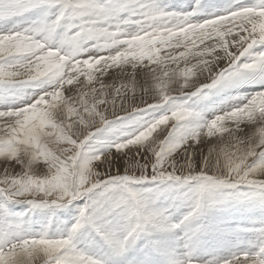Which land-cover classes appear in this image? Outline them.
I'll use <instances>...</instances> for the list:
<instances>
[{
  "label": "snow or ice",
  "instance_id": "6c2138e0",
  "mask_svg": "<svg viewBox=\"0 0 264 264\" xmlns=\"http://www.w3.org/2000/svg\"><path fill=\"white\" fill-rule=\"evenodd\" d=\"M245 189L264 205V0H0V264H124L141 240L140 264H264V220L199 255L193 225Z\"/></svg>",
  "mask_w": 264,
  "mask_h": 264
},
{
  "label": "rangeland",
  "instance_id": "374dc122",
  "mask_svg": "<svg viewBox=\"0 0 264 264\" xmlns=\"http://www.w3.org/2000/svg\"><path fill=\"white\" fill-rule=\"evenodd\" d=\"M168 2L169 0H165V3ZM231 2L232 0L227 1V3ZM212 11L215 10L213 9ZM236 92L238 91L235 89L218 90L205 100L196 101L193 99L192 102L196 103L201 109H212L214 107L221 106L224 101L229 99L231 94ZM239 94L240 92H238V95ZM211 114L212 113L209 111L208 115L211 116ZM185 191L186 189L180 190L182 193ZM155 193L158 205L168 208L174 221L182 218V216L186 214L189 201L177 199L176 190H170L166 185H160L158 189H155ZM256 201L257 200L255 199L253 200L248 198L247 189L243 190V192L240 194L225 193L223 196L218 197L217 202L209 207L206 213L198 221H196V223L193 225V229H200V234L203 237L206 235V232L208 233L205 242H209L207 247L213 246L211 254L215 250V242H218L219 245H222L219 243L220 239L224 241L220 251L217 252L222 255L220 257H228L237 251H245L248 249L246 247H249L251 242L249 244H245L246 239H249L250 241L253 240L252 230L255 227H258L259 223L264 220V205H262L259 201ZM25 208L26 206L24 205L12 206L14 213L17 215L25 211ZM77 214L78 207L74 205L69 209L57 212L56 216L59 221L67 222L72 220ZM37 215L47 217V215L50 214L37 213L32 216V219H35ZM205 222L206 224H204ZM216 227H221L222 231H224V233H221L219 239V234L216 235L217 233H213V228ZM177 235L182 236L183 233H177ZM242 238L245 240L239 244V241L242 240ZM234 239L238 240L237 243L236 241L232 243ZM199 242V245H201L202 240H199ZM146 243L147 242L144 240L139 241L137 245L127 253L124 264H139L138 261L141 259V254ZM230 243L232 244L228 245ZM199 249V252H202V247H199ZM205 257L211 259L210 254H207Z\"/></svg>",
  "mask_w": 264,
  "mask_h": 264
},
{
  "label": "bare ground",
  "instance_id": "6f19581e",
  "mask_svg": "<svg viewBox=\"0 0 264 264\" xmlns=\"http://www.w3.org/2000/svg\"><path fill=\"white\" fill-rule=\"evenodd\" d=\"M227 1L228 0H224V2L225 3H227ZM213 10V9H212ZM215 10V9H214ZM247 86V85H246ZM236 95H238V92H236V93H234V94H231L230 96H236ZM229 96V97H230ZM254 200V199H253ZM253 202V201H252ZM257 202V201H256ZM220 209V208H219ZM258 209V208H257ZM215 210V209H214ZM213 216V215H212ZM207 217V216H206ZM206 217H205V219H206ZM218 217H220V216H218ZM217 219V218H216ZM220 221V220H219ZM204 224H206V222L204 223ZM231 226V225H230ZM210 228H211V226H210ZM246 230V229H245ZM206 231H208V230H206ZM213 233L214 234H216V235H218L219 234V236H218V239H219V237L221 236V233H224V231H222V229H221V227H216V228H213ZM213 234V235H214ZM205 235V234H204ZM207 235H208V233L206 232V235L203 237V236H201V234L199 235V240H202V244L201 245H199V241H198V247H202V252H199V255L200 256H203V257H205V256H207V254H210V258H212L213 256H218V257H220V256H222L221 254H219V253H217L218 251H220V249H221V246H223V243H224V241L222 242V243H220V244H222V245H219L218 244V242H215V244H214V246H215V250H214V252L211 254V252H212V250H213V246L212 247H207L208 245H209V242H205V240H206V238H207ZM245 235V234H244ZM221 240V239H220ZM243 240H245V239H243L242 238V240H240L239 241V244H241L242 242H243ZM204 241V242H203ZM236 241V243H237V241L238 240H233V242L232 243H234ZM251 241L249 240V239H246V242H245V244H249ZM204 243V244H203ZM232 243H230V244H228V245H231ZM225 246V245H224ZM246 248H248V247H246ZM200 250V249H199ZM208 258V257H207ZM139 262V264H140V261H138Z\"/></svg>",
  "mask_w": 264,
  "mask_h": 264
}]
</instances>
